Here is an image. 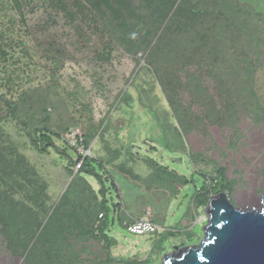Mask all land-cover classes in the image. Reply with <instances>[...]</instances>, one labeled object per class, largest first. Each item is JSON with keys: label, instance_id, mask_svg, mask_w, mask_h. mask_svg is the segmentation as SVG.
<instances>
[{"label": "rangeland", "instance_id": "obj_1", "mask_svg": "<svg viewBox=\"0 0 264 264\" xmlns=\"http://www.w3.org/2000/svg\"><path fill=\"white\" fill-rule=\"evenodd\" d=\"M130 1L141 11V0ZM219 1L225 14L211 37L214 57L202 48L187 62L193 40L184 36L175 55L148 64L150 48L129 53L109 14L88 9L70 19L52 0H0L7 53L0 95L17 102L27 128L13 117L0 124L29 166L13 198L32 210L20 215L24 247L10 248L0 225V264H161L175 248L203 239L208 215L194 198L203 185L211 190L215 179L232 202L233 188L245 192L240 205L258 200L249 189L264 177V0ZM173 75L181 80L176 108L161 85ZM43 127L55 145L45 153L28 136ZM73 133L87 151L72 143ZM77 154L101 163L92 167L103 177L114 221L106 231L109 261L102 242L77 231L37 243L39 230L31 239L32 218L43 228L62 196L100 201V184L79 175ZM79 176L91 187L83 193L82 181L70 188ZM181 177L190 182L181 185ZM151 213L178 233L160 238L124 227Z\"/></svg>", "mask_w": 264, "mask_h": 264}, {"label": "trees", "instance_id": "obj_2", "mask_svg": "<svg viewBox=\"0 0 264 264\" xmlns=\"http://www.w3.org/2000/svg\"><path fill=\"white\" fill-rule=\"evenodd\" d=\"M52 1L70 19H74L77 14L84 15L88 9L109 14L120 28V41L129 53H139L144 46L150 48V59L145 61L148 64L151 61L156 62L160 55H175L180 50V42L184 36L186 39L193 40L190 43L191 54L184 56L187 62L191 61L190 56L196 55L202 48H208L214 57L217 52L215 45L210 43L211 37L216 28L223 26L221 21L225 14L219 0H141V11L136 9L130 0H70L69 4L65 0ZM16 5L20 6L18 2ZM4 45L0 42V60L7 56ZM161 85L168 103L176 108L180 104L181 80L173 75V77L161 79ZM10 117L23 120L19 115L17 102L13 101L12 98L8 99L0 95V122L4 118ZM22 123L27 128L23 121ZM28 136L30 142L33 145H38L43 153L47 152L49 148H55L51 134L46 127L42 128V132L38 136L29 132ZM53 136L58 137L56 134ZM74 142L76 145H81L86 151L89 149L87 142L80 140L77 136ZM76 163L78 164L79 175L82 173L90 175L100 184V201L92 205L91 202L86 203L80 194L74 202H70L67 196H62L59 203L52 208V212L47 214L48 220L43 228L37 218H32L36 230L31 239L39 230L41 231L37 237V243L41 240L48 242L51 238L63 237L67 230L69 232L77 231L79 236L90 235L95 240L102 242L104 254L109 261L111 260L110 246L113 239L106 234V231L109 224L114 221L109 219L111 207L107 203L103 177L92 167V164L101 167V163L97 157H90L89 154H77ZM154 164L156 165V163ZM158 168L165 169L161 166ZM28 170L29 166L24 155L18 150L17 144L10 140L0 124V225L10 248L24 247L25 238H22V232L25 221L20 215L25 210H32L13 198V190L20 186L18 178L24 182L22 179L26 178ZM181 179L183 186L190 182L186 177H181ZM78 181H82L86 185L80 190L81 193L85 189L91 188L89 183L79 176L72 182L70 187L72 190L77 187ZM216 184L214 179L211 190L208 186L203 185L200 194L194 196L199 208L207 204L209 193H216L225 189ZM5 186L7 188H4ZM43 190L44 185H41L40 192ZM39 193L36 194V197H39ZM34 199H36L35 196ZM43 213L46 214V212ZM151 216L150 219L164 229V232L159 234L160 238L178 233L174 227L165 228L163 226L164 221L162 224L156 221L154 218L156 215L151 213ZM22 221L24 222L23 225Z\"/></svg>", "mask_w": 264, "mask_h": 264}, {"label": "water", "instance_id": "obj_3", "mask_svg": "<svg viewBox=\"0 0 264 264\" xmlns=\"http://www.w3.org/2000/svg\"><path fill=\"white\" fill-rule=\"evenodd\" d=\"M211 202L208 240L163 257L161 264H264V208L239 213L223 194Z\"/></svg>", "mask_w": 264, "mask_h": 264}, {"label": "bare ground", "instance_id": "obj_4", "mask_svg": "<svg viewBox=\"0 0 264 264\" xmlns=\"http://www.w3.org/2000/svg\"><path fill=\"white\" fill-rule=\"evenodd\" d=\"M257 183H259L258 184L259 185L258 188L257 187L256 188L252 187L251 189H249L250 191H252V189H253V192H251V193H255V195L258 197V200L254 204L248 203V204L240 205V203H238V200H239L240 196H242L243 194H245V192H242L241 190L238 191L235 188H233L234 193L231 196L232 197L231 199L234 202H232V201L229 200V197H227V195L223 192L224 189H223V191H218L216 193L213 192L210 195L209 200H208L207 204L205 205V209H204V213L208 215V221H207L206 225L204 226V228L202 229L203 230L204 237L200 241V243L205 242V241L208 240L207 227L211 225V222L209 221L210 218H211L210 211L212 210V202L211 201L212 200H217L220 197V194H223L224 197H225V200L228 202V204L232 205L233 210H236L239 213H246V210L248 212H252L253 215H255L256 213L260 214L262 212V209L264 208V204L262 202V196L264 197V177H262V179L258 180ZM252 208H254L253 211H252ZM189 247H191V246L177 247V248L174 249V251L171 254L176 253V252L181 251V250H184V249L189 248ZM168 255H170V254H167L165 256H168Z\"/></svg>", "mask_w": 264, "mask_h": 264}, {"label": "built area", "instance_id": "obj_5", "mask_svg": "<svg viewBox=\"0 0 264 264\" xmlns=\"http://www.w3.org/2000/svg\"><path fill=\"white\" fill-rule=\"evenodd\" d=\"M73 144H75V137H79L82 140L80 135L73 133ZM124 227L126 230L132 234L144 235V234H160L164 232V229L154 223L150 218H131L129 221L125 222Z\"/></svg>", "mask_w": 264, "mask_h": 264}]
</instances>
